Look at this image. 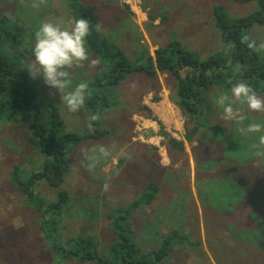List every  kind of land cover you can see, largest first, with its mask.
<instances>
[{
    "label": "rangeland",
    "instance_id": "obj_1",
    "mask_svg": "<svg viewBox=\"0 0 264 264\" xmlns=\"http://www.w3.org/2000/svg\"><path fill=\"white\" fill-rule=\"evenodd\" d=\"M80 1L95 4L100 30L119 43L130 57L145 47V50H149L154 55L159 45L178 38L186 48L196 52L201 58H206L220 51L224 45L220 21L215 16L214 6L223 5L226 19L230 22L259 7L258 0ZM32 4L33 0H0V11L6 12L14 20L22 21V25L29 29L30 34H33V45L35 44V31L42 22L49 21L68 27L69 22L76 20V15L71 8V0H46L36 8L32 7ZM129 4L132 7H137L133 4L142 8L143 6L149 7L145 9L146 14L149 15V19L145 18L146 23L142 22L144 19L140 16L141 12L137 10L138 12L135 13ZM150 14H159V21L154 27H150L153 20L150 19ZM164 15L165 19L162 18ZM141 22L142 25L138 24ZM242 35L255 40L259 45L264 42V23L256 22L245 27ZM138 39L143 42L138 44ZM86 46L90 59H98L99 64L89 67V62L86 61L83 62V67L69 71L72 87L83 81L88 84V94L93 90L101 92L103 89L101 93L107 96L97 102L94 108L96 111L83 105L78 111L70 112L61 103L58 90L50 89L45 85L42 77L38 76L34 82L38 86L41 98L53 101L59 108L64 120L59 133L85 134L96 128H108V131L116 133L121 130L120 127L127 128L129 124L133 127L130 133L126 134L127 137H131V132L134 139H141L142 135L145 139H149V133L152 136L162 137L158 144L164 146L162 148V153L166 158L164 167L154 165L155 161L159 162L155 159L157 154L154 153V149H147L137 154L136 159L144 163V165L141 164V169L146 168L150 178L159 182L160 192L152 202L147 204L142 202L140 205L142 209L139 208L133 212V227L138 236V242L144 248H159L162 244V234L173 228L179 229L180 234H178L171 253L162 260L153 261L152 264H264V260L262 263L255 261L254 252H248L250 248L247 245L252 244L239 238L242 237L241 228L247 225L235 217L231 218L233 220H228L222 214L227 205L224 201L229 194L226 192L225 185L222 184L223 179L219 178L217 173L208 171V169H217L218 164L211 162L210 166L204 165L205 157L195 154L193 143L188 140L184 142L188 143L187 147L184 145L187 155L185 156L182 151L176 153L175 149L169 146L167 136L162 133L163 129L173 136L166 129L168 127L175 133L177 132L176 135L181 137L180 140L185 141L186 117L181 109L182 118L179 130L166 125L162 119L164 116L166 121L170 123L174 121L172 114H169L174 111L170 110L169 103L176 104L171 98L174 77L168 72H158L157 77H151L146 73L135 71L128 74L119 84L112 85L104 82L103 86L91 85L90 83L98 76L103 75L105 66L93 54L88 42ZM258 53L264 56V52ZM33 59L34 55H31L30 63ZM214 87L205 88L206 94L210 92V99L207 98L208 101L205 102L204 107L206 109L207 104L214 106L208 115L203 114L202 118L209 123L220 124L229 129L230 135L225 137L220 150L224 151V155L239 153L240 158L252 157L263 164L264 159L257 157L256 150L251 147L258 142V136L261 133L246 134L241 129L249 122L264 123V112L250 110L247 105L237 102L234 104V109L246 118L243 124L238 125L233 121L224 120L222 108L218 107L214 100L228 95L230 102L231 85H222L219 89ZM70 90L71 88L65 91ZM255 93L264 99V93L256 91ZM163 98L165 101L159 106V114L154 115L147 109L146 100L156 102ZM125 99L127 105L122 108L121 105ZM132 102L137 104L129 105ZM155 105L154 109L157 110V105L160 104ZM128 111H133V113L129 112V115ZM149 113L153 116L148 115ZM93 116L97 119H92ZM131 117L134 119L133 122H131ZM148 120L157 122L156 126L150 125ZM144 121H146V128H150V132L143 131ZM2 123L3 121L0 122V264H96L93 260L61 258L43 237L42 217H50L56 221L57 233L62 235L63 240L78 237L86 240L93 239L97 243L98 251L107 253L112 242L117 239L113 218L109 216H114L117 209L125 208L133 199L139 198L142 194L141 189H145L146 185L144 182L138 187L139 167L136 161L131 162L136 156H130L129 152H125L131 147V138L127 141L123 137L124 141L120 140L121 137L117 141L114 140L119 146L120 142L125 145L122 147L124 153L118 156L119 159L121 158V161L116 162L118 166L111 163L106 166L100 164L106 159L109 151L106 148L98 150L92 147L108 145L103 140L99 142L102 138L96 140L87 137L77 143L70 142L68 146L70 167L64 181L58 186H52L45 179L39 180L34 186L36 199L31 202L20 188L13 184V180L16 177L24 179L30 175L32 170L40 168L45 155L31 143L26 123L23 121ZM82 148H85L83 152H81ZM204 149L201 146L200 151ZM113 151L114 148L111 149V154ZM86 153L89 154L91 163L80 161ZM127 155L129 159L125 161ZM198 160L203 163L198 164ZM147 179L148 177L145 180ZM129 183H133L134 187H130ZM105 184L109 185L107 191L104 190ZM247 192L257 198L258 196L255 195L263 194L264 190L257 192L248 189ZM62 193H67L69 196L63 202L64 206L60 214L57 208H54L53 213L48 212L45 215V206L38 208L35 204V201L42 198L46 202L56 201ZM257 204L258 207L260 203ZM80 215H82V220ZM158 215H160L159 220L156 218ZM106 216L108 219H105ZM116 217H118L117 214ZM87 218L90 219L89 222L86 221ZM227 223L231 226L225 225ZM110 233L111 237H108Z\"/></svg>",
    "mask_w": 264,
    "mask_h": 264
},
{
    "label": "trees",
    "instance_id": "obj_2",
    "mask_svg": "<svg viewBox=\"0 0 264 264\" xmlns=\"http://www.w3.org/2000/svg\"><path fill=\"white\" fill-rule=\"evenodd\" d=\"M258 3L259 7L256 10L239 16L231 22L226 19L223 5L214 6L215 16L220 21L224 45L220 51L206 58H201L196 52L186 48L178 38L159 45L154 55L147 50H142L130 57L114 39H110L100 28L96 30L99 16L95 4L71 0V8L76 19L86 18L90 22L91 30L87 42L105 66L103 75L98 76L90 83L91 85L103 86L104 82L112 85L119 84L128 74L135 71L146 73L151 77H157L158 72H168L174 77L171 98L186 117L185 139L190 142L197 140L195 154L202 155L209 163L218 164L217 169L210 170L208 169L210 167L207 169L217 173L218 177L223 179L222 184L225 185L226 192L229 194L224 201L227 205L222 214L228 220H233L235 217L247 225L241 228L242 237L239 238L252 244L247 245L250 248L248 252H254L255 261L262 263L264 260V192L255 195L258 196L256 198L247 191L248 189L257 192L264 190V169H262L264 162L257 164L252 157L240 158L239 153L224 155L220 147L221 143L224 144L225 137L230 135L229 129L220 124L209 123L202 118L203 114L208 115L214 106L207 104L205 109L204 104L208 101L207 98L210 99V92L206 94L205 88L215 86L214 88L219 89L222 85L243 81L248 83L254 91L264 93V56L253 52L245 43H242L244 37H247L242 35L245 27L256 22L264 23V0H258ZM155 16L150 14L152 19ZM164 17L165 15L162 16L163 19ZM21 22L19 19H12L6 12L0 11V122L3 121L2 124L19 121L26 123L31 143L45 155L40 168L32 170L24 179L16 177L13 180V184H16L27 199L33 202L36 199L34 186L39 180L45 179L52 186H58L64 181L70 167L68 160L70 142L77 143L87 137H100L108 134L109 131L106 128L95 127V130L85 134L59 133L64 120L57 104L41 98L37 84L28 74L30 57L34 55V39L33 34H30L29 29ZM101 92L94 90L89 94L87 92L84 105L94 109L97 102L107 96ZM148 115L153 116L151 113ZM214 130L216 132H213ZM162 133L167 136L170 145L181 151L184 150V140L176 139L163 129ZM201 146L205 148L203 151H200ZM209 163L206 164L210 166ZM158 189L157 182H149L139 198L131 201L129 206L117 209L114 216H109L113 218L117 239L112 242L107 253L98 251L97 243L93 239L86 240L78 237L63 240L62 235L57 233L56 221L50 217H42L43 237L52 250L66 259L93 260L96 264H152L153 261L162 260L173 250L180 234L179 229L173 228L162 234V244L159 248H144L138 242V236L133 227V212L139 208L142 209L140 207L142 202L149 203ZM68 196L67 193H62L56 201L46 202L42 198L35 201V204L38 208L45 206V215L52 212L54 208H57L60 214L64 206L63 202ZM30 201L29 203L33 204ZM257 203H260V207L256 206ZM116 214L118 217L115 218ZM231 214L234 216H230ZM81 218L82 215H80ZM106 218L108 219L107 216ZM86 221L89 222L90 219L87 218ZM225 225L231 226L229 223ZM107 236L111 237V233ZM91 247L95 249L92 250Z\"/></svg>",
    "mask_w": 264,
    "mask_h": 264
},
{
    "label": "clouds",
    "instance_id": "obj_3",
    "mask_svg": "<svg viewBox=\"0 0 264 264\" xmlns=\"http://www.w3.org/2000/svg\"><path fill=\"white\" fill-rule=\"evenodd\" d=\"M46 0H33L32 7H39ZM91 25L86 18L76 19L69 22L68 27L60 24L45 21L42 22L35 31V44L33 49L34 59L27 67L29 76L35 80L38 76L43 78L45 85L50 89H56L60 93L61 103L68 111L76 112L85 103L88 84L80 82L72 87L70 69L83 67V62L88 61L89 67L99 64L98 59H90V54L86 46L87 37L90 33ZM99 30V25L96 26ZM248 49L253 52H264V42L259 43L244 37ZM71 88L70 91H65ZM229 96L224 95L215 98L214 103L222 108L224 120H230L240 125L245 121V117L234 109V104L239 102L245 104L250 110L264 112V99H261L252 87L246 82L232 83L229 89ZM92 119H97L93 116ZM246 134L261 133L258 142L251 147L255 149V155L264 159V123L249 122L241 129ZM85 148L81 149L83 152ZM109 185H104L107 191Z\"/></svg>",
    "mask_w": 264,
    "mask_h": 264
},
{
    "label": "crops",
    "instance_id": "obj_4",
    "mask_svg": "<svg viewBox=\"0 0 264 264\" xmlns=\"http://www.w3.org/2000/svg\"><path fill=\"white\" fill-rule=\"evenodd\" d=\"M128 2V1H127ZM129 6H130V8L136 13V12H138V11H140L141 12V14L142 15H140V13L138 14V15H140L141 17H142V19H144V21H142V22H145L146 23V19L145 18H147L149 15H147L146 13H147V11L145 10V9H147V8H149L148 6L147 7H145V6H143V8L141 7V6H138V5H134L133 4V6H137V7H132L130 4H129ZM128 5H126V7H129ZM138 8V9H137ZM138 10V11H137ZM125 14V13H124ZM125 15H127V14H125ZM159 14L158 15H156L155 16V18L152 20V18L150 17V19L152 20V23L150 24V27H154V25L155 24H157V22L159 21ZM148 19H149V17H148ZM147 19V20H148ZM142 22L141 23H138V24H141L142 25ZM138 26V25H137ZM110 37V36H109ZM140 38V37H139ZM143 42V40H140V39H138V44H140V43H142ZM168 42V41H167ZM145 49H146V47H145ZM145 49H142V50H145ZM140 50V49H139ZM142 50H140V51H142ZM147 51H149V50H147ZM150 52V51H149ZM151 53V52H150ZM94 54V53H93ZM158 99V98H157ZM142 101H144V100H142ZM149 101V99L148 100H146L145 101V104L147 105L146 107H147V109L149 110V111H151V113H153L154 115L156 114V113H158V112H160V111H158V109H159V106H161V104H162V102L163 101H165V99L163 98L161 101L160 100H157L156 102H148ZM153 103H155V104H160V105H157V110H155L154 109V106H156L155 104H153ZM135 104H137V103H133L132 102V104H130L129 103V105H135ZM170 105H171V107H170V110H174L172 113H169L172 117H174V121H172L173 123H170V122H168V120L166 121V118L164 117V116H162V119H163V122L166 124V125H168V126H171V127H173V128H175V129H177V130H179V128H180V126H181V121H180V119L182 118V112H181V110H180V108H179V106L177 105V104H174V103H169ZM120 105H121V103H120ZM127 105V100L125 99L123 102H122V105H121V107L123 108H125V106ZM127 108V107H126ZM133 113V111H128V113ZM127 113V114H128ZM130 113H129V115H130ZM159 114V113H158ZM147 119H149V118H147ZM131 122H133V117H131ZM145 123V125H144V132H150L149 131V129L150 128H146V121H144ZM148 122H149V120H148ZM156 123L157 122H152V121H150L149 122V124L151 125V124H153L152 126H156ZM136 123H134V126H136L135 125ZM139 126V125H138ZM131 127H133V126H131ZM131 127H130V125L128 124V126H127V128H122V127H120V131H118V132H116V133H112V132H110V130H109V133L108 134H106V135H102V136H100V137H92V138H95L96 140H99V139H101V140H99V142H102V140H103V142H107L108 143V145H106V146H104V147H102V146H95V147H92V146H90V147H92V149H95V148H97L98 150H100L99 148H101V149H104V148H106L108 151H109V153H108V156L106 157V159L104 160V161H101L100 162V164H102V165H104V166H106V164H115V165H117L118 163H116V162H118V161H121V158L119 159L118 158V156L120 155V154H122V153H124L123 152V146H125V145H122L121 144V142H120V146H119V144H116V142H114V140H119V137H121L120 138V140H122V141H124L123 139H122V137L124 138V139H126V141L127 140H129L130 138H131V142H130V146L131 147H129V149H126V151L125 152H129V154H130V156H133V155H135L134 157H135V159H133V161H131V162H134V161H136L137 162V164H138V167H139V171H140V174H138V176H139V181H138V187H140V186H142V184L145 182L146 183V185L149 183V182H157L158 183V185H159V182L158 181H154L153 179H152V177L150 178V174H149V172H147L146 171V168L145 169H141V164H143L144 165V163L140 160V159H136V158H138V156H137V154L139 153V152H143L144 150H147V149H154V153L155 154H157L156 155V157H155V159L156 160H159V162L158 161H155L154 162V165L157 167V166H165V164H166V161H164V160H166V158H165V155L162 153V148L164 147L162 144L159 146V142H160V140H161V136L160 135H157V136H152V135H150V133L148 134L149 135V139L148 138H146L145 139V137L142 135V137H141V139H134L133 137V134H132V132H131V137H127V135L126 134H129L130 133V131H131ZM140 127V126H139ZM166 127V126H165ZM154 129H155V127H153ZM106 129H108V128H106ZM166 129L168 130V131H170L171 133H172V135L176 138V139H180L181 137L180 136H177L176 135V133L174 132V131H172V129H169L168 127H166ZM135 130V129H134ZM156 130V129H155ZM116 134H118V135H116ZM144 134V133H143ZM184 137V136H183ZM187 140L185 139V141L184 142H186ZM98 142V141H97ZM96 142V143H97ZM192 145H193V149H195L197 146H198V141L197 140H193L192 141ZM170 144V143H169ZM187 144L188 143H184V145H186V147H187ZM170 147H172V148H174L175 149V152L176 153H178L177 151H181V150H179V149H177L176 147H174V146H172V145H169ZM186 147L184 146V150L182 151L183 152V154L186 156L187 154H186ZM112 148H114V151H113V153L111 154V149ZM198 149V148H197ZM122 151V152H121ZM119 152H121V153H119ZM73 156V155H72ZM184 156V157H185ZM127 159H129V157H128V155L125 157V161L127 160ZM254 159V158H253ZM255 160V159H254ZM80 161H82V162H90L91 163V160H90V156H89V154L88 153H86V156H84V157H82V158H80ZM198 162V164H202L203 162L201 161V160H198L197 161ZM206 162L207 163H209L207 160H206ZM206 162L205 163H203V164H206ZM255 163H261V162H257V160H255ZM118 166V165H117ZM141 169V170H140ZM203 173V172H202ZM148 177V179L147 180H145L146 178ZM143 180H145V181H143ZM129 185H130V187H134V184L133 183H129ZM146 185H145V187H146ZM160 186V185H159ZM144 190L145 189H141V193H143L144 192ZM160 192V189H158V191L156 192V195H155V197H154V199L155 198H157V196H158V193ZM184 192H186L185 190H184ZM182 194V193H181ZM191 194H193L192 193V190H191ZM134 200V199H133ZM152 200L153 199H151V201L150 202H152ZM159 210H157V212H158ZM156 218H158V220L160 219V215H158Z\"/></svg>",
    "mask_w": 264,
    "mask_h": 264
}]
</instances>
